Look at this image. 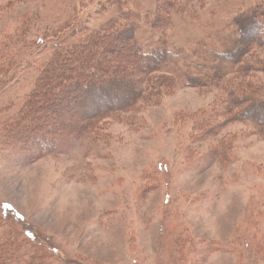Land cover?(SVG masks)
<instances>
[{"label":"rangeland","instance_id":"1","mask_svg":"<svg viewBox=\"0 0 264 264\" xmlns=\"http://www.w3.org/2000/svg\"><path fill=\"white\" fill-rule=\"evenodd\" d=\"M257 6L264 0H0V238L22 254L44 247L48 264H264V136L238 118L209 131L223 123L233 85L180 76L184 64L206 71L230 48L236 16ZM113 21L115 30L133 24L148 51L180 53L167 72L172 86L103 115L92 136L58 139L41 157L33 151L32 161L9 127L49 45ZM254 59L264 61V46L237 65L249 62L246 92L264 85ZM105 87L110 95H93L99 107L87 115L125 95ZM81 106L63 108L65 122L83 124Z\"/></svg>","mask_w":264,"mask_h":264},{"label":"trees","instance_id":"2","mask_svg":"<svg viewBox=\"0 0 264 264\" xmlns=\"http://www.w3.org/2000/svg\"><path fill=\"white\" fill-rule=\"evenodd\" d=\"M261 13L264 18V7L257 6L236 16V32L230 48H225L227 50L224 53L218 54V58L207 64L206 71L192 73L188 64L182 66L180 76L185 78L188 75L189 81L194 85H206L215 80H223L228 87L233 85L230 91L225 92L223 123L211 127L209 131L238 118L253 123L258 133L264 136V85L260 84L246 92L249 83L245 79L250 77L246 73V65L249 62L240 68L237 66L243 63V56L264 46V39L259 37L264 22L256 18ZM114 23L115 21L106 23L91 32L73 29L66 37L58 38L49 45L48 59L40 64L34 87L26 97L21 112L14 119V125L9 127L10 134L16 135L14 148L26 152L31 150L28 154L32 161L35 158L33 151L41 157L49 153L52 145L56 146L58 139L60 142L92 136L93 128L104 118L103 115L107 117L113 112H126L139 101L152 102L160 96L163 89L172 86L173 81L171 82L167 72L171 71L172 63L176 66L177 60H182L180 53H170L166 46L160 45L148 51L137 41L133 24H125L124 27L122 23H118V27L121 25L123 29L115 30ZM254 61L257 66L264 68L263 60ZM244 72L246 77H241ZM230 74L235 82L227 80ZM107 84L110 86L108 90L112 87L122 88L125 95H119V99L108 102L106 107L98 109L99 113L87 115L88 108L92 111V107L95 106V110L99 107L100 101L93 95L104 94L103 89ZM88 89L90 90L86 92ZM72 93V98H68ZM104 95L108 98L110 93ZM75 102L82 103L79 113L82 115L77 118L84 119L83 124L65 122L68 115L63 108L74 106ZM89 102L93 104L89 105ZM43 111L47 112L46 115ZM48 114L54 117L50 119ZM17 126V132H14L13 128ZM30 137L32 140L26 144ZM23 249L12 238H0V264H48L44 247L33 244L30 255L22 254ZM27 257L28 262L24 263Z\"/></svg>","mask_w":264,"mask_h":264},{"label":"bare ground","instance_id":"3","mask_svg":"<svg viewBox=\"0 0 264 264\" xmlns=\"http://www.w3.org/2000/svg\"><path fill=\"white\" fill-rule=\"evenodd\" d=\"M89 90H90V89H88L86 92H88ZM88 109H89V111H90V108H88ZM85 111H86V110H85ZM89 111H88V112H89Z\"/></svg>","mask_w":264,"mask_h":264}]
</instances>
